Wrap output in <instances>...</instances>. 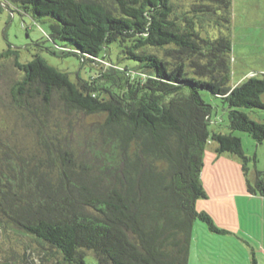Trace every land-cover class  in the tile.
Here are the masks:
<instances>
[{
  "label": "trees",
  "instance_id": "obj_1",
  "mask_svg": "<svg viewBox=\"0 0 264 264\" xmlns=\"http://www.w3.org/2000/svg\"><path fill=\"white\" fill-rule=\"evenodd\" d=\"M7 1L95 73L72 79L39 55L0 52L20 74L0 106V234L28 237L51 264H188L196 221L223 232L195 208L209 142L242 160L249 194L264 197V171L247 178L234 134L264 145V74L230 86L231 0ZM207 96L224 104L227 132L209 128ZM36 99L47 114L56 101L67 128L35 116Z\"/></svg>",
  "mask_w": 264,
  "mask_h": 264
},
{
  "label": "rangeland",
  "instance_id": "obj_2",
  "mask_svg": "<svg viewBox=\"0 0 264 264\" xmlns=\"http://www.w3.org/2000/svg\"><path fill=\"white\" fill-rule=\"evenodd\" d=\"M232 11V76L230 86L239 85L247 78L264 74V0H231ZM17 49L22 62L39 55L46 62L69 74L88 79L95 70L82 65L79 58L64 55L63 51L48 39L46 23L36 22L29 14L22 12L7 0H0V52ZM111 60L115 62L113 49ZM105 66V65H104ZM98 69V66L95 67ZM111 70L113 67L110 68ZM20 78L19 71L12 62L0 63V106L5 110L9 101V87ZM213 110L209 128L227 132L226 109L219 99L205 97ZM264 104V94L261 96ZM43 109L40 99L30 105L35 116L48 120L52 128L57 124L67 128L68 121L56 101ZM255 116V117H254ZM252 116L264 122V111ZM73 126L81 133L82 119L72 118ZM21 122H23L21 120ZM31 123L30 119L26 121ZM9 124L6 113L0 107V126ZM94 129V128H93ZM74 130V129H72ZM241 140L247 162L245 163L249 179H254L255 172L264 171V145L258 144L245 133L234 132ZM84 135V133H83ZM98 135L99 144H103L107 132L94 129L91 134ZM86 134V140L91 139ZM215 145L209 142L203 157L200 179L206 198L196 201V211L210 215L217 229L223 232H210L206 224L196 221L191 233L188 264H264L261 247L264 245V197L251 195L247 189L246 177L242 171V160L228 154L218 155ZM39 247L28 237L12 232L0 234V261L7 259L13 264H51L40 261ZM255 261V263L253 262ZM263 260V262H262ZM85 264H94L93 258L87 256Z\"/></svg>",
  "mask_w": 264,
  "mask_h": 264
},
{
  "label": "crops",
  "instance_id": "obj_3",
  "mask_svg": "<svg viewBox=\"0 0 264 264\" xmlns=\"http://www.w3.org/2000/svg\"><path fill=\"white\" fill-rule=\"evenodd\" d=\"M260 252L262 255V259L264 260V245H262ZM263 260H262V262H263Z\"/></svg>",
  "mask_w": 264,
  "mask_h": 264
}]
</instances>
